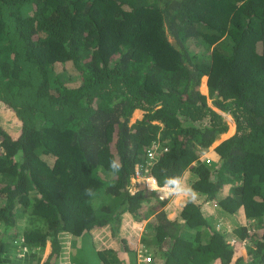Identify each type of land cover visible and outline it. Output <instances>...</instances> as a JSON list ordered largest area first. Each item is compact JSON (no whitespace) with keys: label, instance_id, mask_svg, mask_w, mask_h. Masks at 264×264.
<instances>
[{"label":"trees","instance_id":"obj_1","mask_svg":"<svg viewBox=\"0 0 264 264\" xmlns=\"http://www.w3.org/2000/svg\"><path fill=\"white\" fill-rule=\"evenodd\" d=\"M216 110L235 132L206 165L228 130ZM0 119L16 125H0V264H60L69 238L114 234L124 213L156 214L143 239L164 264H230L223 241L181 231L208 228L213 202L253 224V264H264V0H0ZM153 145L166 149L149 168L157 184L189 172L196 194L174 219L153 193L130 191Z\"/></svg>","mask_w":264,"mask_h":264},{"label":"crops","instance_id":"obj_2","mask_svg":"<svg viewBox=\"0 0 264 264\" xmlns=\"http://www.w3.org/2000/svg\"><path fill=\"white\" fill-rule=\"evenodd\" d=\"M213 155L215 156L214 153ZM217 158H214L213 160H217ZM189 177V172H187L180 179L182 185L186 188H190V184L187 183ZM140 181L142 182L135 181L134 183H142V189H145L150 194L153 193L154 188L149 180H147V182H143V180ZM227 193L228 192H226V194ZM223 195L225 194L224 190L222 189L221 196ZM149 197H151V195ZM188 197H191V194L172 195L169 200L159 201L161 204L160 205L158 203V205H160L159 209L165 210L168 219H174L182 210ZM216 207L217 205H215L214 202L210 204L207 203L203 207V214L207 222L208 220L210 221V223L208 222V228H205L203 230H192L182 227L181 231H183L182 233H184V236H186L185 238H187L188 240H194V237L196 236V234H198L200 236V239L204 240L205 242L208 241L210 237H213L215 242H225L226 238H235L237 240L244 241L246 239L247 233L249 232V229L247 227L248 222L244 218L243 214L240 213L237 217H225L221 215V219L223 222H220L219 217L217 218L220 213L219 210H217L218 208ZM155 215L156 214L152 213V215L148 216L147 219H145L142 223H139L133 217H131V215H129L128 213H124L120 218L119 226L116 229V233L114 234L112 227L105 226L90 230L81 238H75L74 240L69 238V240L67 241L68 247H65V253L62 257V262L60 264H66V262L74 264L73 260L79 254V249L77 250L76 248V240L84 239L86 237L88 239L87 242L90 244V246H86L81 251L86 250L87 252H93L97 255L99 252H101L102 254L104 253L108 257H116L119 260L118 264H140L138 256H140L139 252L142 248L140 240L142 238V235H144L143 228H149V225L151 227L152 223L155 227V223H157ZM218 236L220 238H217ZM45 248V252L47 253L48 246L46 245ZM147 252H155L156 254L155 247H151V250ZM155 254L153 253L152 256V264H164V262L162 260H159V257ZM256 257L257 253L255 249L251 246L245 245L233 251L230 264H234L235 261H238L241 264H253V261ZM222 258L225 257L218 256L212 264H225ZM97 264L102 263L100 260H98Z\"/></svg>","mask_w":264,"mask_h":264},{"label":"rangeland","instance_id":"obj_3","mask_svg":"<svg viewBox=\"0 0 264 264\" xmlns=\"http://www.w3.org/2000/svg\"><path fill=\"white\" fill-rule=\"evenodd\" d=\"M205 86H206V90H205ZM200 92L206 96V101H207V104L209 106H211V98H210V94L208 92V89H207V85H206V78H203L202 81H201V86H200ZM218 113H220L224 120L227 122L228 124V130L226 133L222 134L219 138L218 141H216L212 146L211 148H209L207 151H205V153L203 154L204 156H208L210 158H217L218 154H217V148L223 143L225 142L226 140H228L229 138H231L233 135H234V132H235V123L231 117L230 114H227V113H223V112H220L218 110H216ZM142 117V113L137 111L135 113H133L130 117V120H129V123H128V127H130L132 124H134L137 120L141 119ZM0 125L5 128V129H8L9 131L12 130L13 127H16V125L12 122V121H6V120H2L0 119ZM212 153L215 154V156L213 157L212 156ZM202 155V158L204 159L205 157ZM201 158V159H202ZM101 175H105L103 172L101 173ZM187 181V180H186ZM134 182V181H133ZM140 182V181H139ZM188 183V182H187ZM238 184V182H236ZM142 183H136V186H134L133 188L130 189V191L133 193L136 189H142ZM136 188V189H135ZM230 188V184H225L222 186V189L224 190V194L226 195V192L227 190ZM221 189V190H222ZM151 203H149L150 205ZM160 210V209H158ZM238 216V213L236 214V217ZM208 222L210 223V221L208 220ZM248 222V221H247ZM152 225L154 226V224L152 223ZM151 225V227L149 228H143L144 230V235H142V238L145 236V234H152V231L154 229V227ZM157 225V223H155V226ZM153 227V228H152ZM116 230V229H115ZM194 230V229H192ZM261 232L264 230V222L262 223V225L259 226V229L256 230V231H260ZM197 236V235H196ZM153 238V237H147L145 239L142 240V243L145 244V246L148 248V245H150V247H156V246H153L152 244V241H150V239ZM72 240H74L75 238H71ZM87 237L84 238V239H79V240H76V248L78 250V255L76 256V258L73 260L74 264H97L98 263V260L99 257H97L98 255L93 253V252H87L86 250H83L81 251L83 248H85L86 246H90V244L87 242ZM198 241L200 242H205L204 240H201L200 239V236H199V239ZM68 247V245H67ZM81 248V249H80ZM45 249L41 252V258H44L45 255L47 254L45 252ZM149 249V248H148ZM153 253L155 254V252H151L150 255L153 256ZM158 249H156V256L158 255ZM71 262V261H70ZM66 264H71V263H67Z\"/></svg>","mask_w":264,"mask_h":264},{"label":"clouds","instance_id":"obj_4","mask_svg":"<svg viewBox=\"0 0 264 264\" xmlns=\"http://www.w3.org/2000/svg\"><path fill=\"white\" fill-rule=\"evenodd\" d=\"M227 114H229V113H227ZM205 153V152H204ZM203 153V154H204ZM202 154V155H203ZM204 156V155H203ZM201 158H202V156H201ZM213 159V158H212ZM202 161H203V158L201 159ZM214 161H216V160H214ZM213 161V162H214ZM110 168L113 170V172H116V171H119V169H120V164L117 162V161H115V160H113V161H111L110 162ZM133 181H134V177H133ZM135 182V181H134ZM142 182V181H141ZM159 186V185H158ZM165 187L168 189V191L166 192V193H164V195L165 196H172V195H189V194H191V198L194 200L195 198H196V194H195V191L193 190V189H191V188H186V187H184L183 185H182V183H181V181L178 179V178H170V179H168L166 182H165ZM86 192H87V194L88 195H94V193H93V191L91 190V189H87L86 190ZM153 194H154V190H153ZM170 199V198H169ZM169 199H167V200H169ZM216 208H218V207H216ZM218 210V209H217ZM219 213H220V211H219ZM240 213H242L243 214V212L242 211H239L238 212V215L240 214ZM221 213H220V215H218L217 216V218L219 217V221L220 222H223L222 221V219H221ZM223 216V215H222ZM225 216V215H224ZM243 216H244V218H245V215L243 214ZM225 217H231V216H225ZM232 217H236V216H232ZM246 219V218H245ZM251 225V223L248 221V225H247V227H248V229H249V232H250V229H251V227H252V225H251V227L249 228V226ZM257 225V224H256ZM255 225V226H256ZM254 226V227H255ZM259 229V226H257L256 227V230H258ZM249 232L247 233V235L249 234ZM231 234V233H230ZM197 236H195L194 237V240H188V239H186V241H188V242H190V243H193V244H196V243H200V244H202V242H200V241H198V239H199V235L198 234H196ZM231 238H226L225 239V245H227L228 247H229V249H231L232 250V252L234 251V250H236V249H239V248H241V247H243V246H245V245H248V246H251L249 243H248V240H247V236H246V239L244 240V241H240V240H237V239H235V238H232L231 240H230ZM142 240H143V238H141V240H140V242H141V245H142V248H141V250H140V252H139V254L140 255H142V256H144V255H150V252H147L148 251V248L145 246V244H143L142 243ZM20 241H21V244L23 243V237H21L20 238ZM14 244V243H13ZM69 244V243H68ZM16 245V243L14 244V246ZM140 245V244H139ZM252 247V246H251ZM7 248H8V250H9V246H8V244H7ZM26 249L27 250V252L26 253H23V249ZM28 252H29V250H28V248L26 247V246H23L22 247V251L19 253V255L21 256V257H23V256H25L26 254H28ZM42 252V251H41ZM48 253V252H47ZM46 256V255H45ZM40 258H41V254H40ZM153 258V257H152ZM43 258H41V260H42ZM41 260H40V262H41Z\"/></svg>","mask_w":264,"mask_h":264},{"label":"built area","instance_id":"obj_5","mask_svg":"<svg viewBox=\"0 0 264 264\" xmlns=\"http://www.w3.org/2000/svg\"><path fill=\"white\" fill-rule=\"evenodd\" d=\"M166 149L164 148H160L158 145H153L152 148H150L149 150H147L146 155H145V166L143 165H137L135 168V172H134V181H140L143 180V182H147V180H149L151 182V184L153 185V190H154V197L158 200V201H166L167 199L170 198V196H165L164 193H166L168 191V189L165 187V185L163 186H158L156 180L151 177V175L149 174V168L151 165L154 164V162H156L159 157L161 156L162 152L165 151ZM205 158L203 159V162L206 165H210L214 160L208 156H204ZM146 180V181H144ZM141 182V181H140ZM147 186V185H146ZM27 250L24 248L23 249V253H26ZM139 259V263L140 264H152L153 263V258L151 255H140L138 256Z\"/></svg>","mask_w":264,"mask_h":264},{"label":"bare ground","instance_id":"obj_6","mask_svg":"<svg viewBox=\"0 0 264 264\" xmlns=\"http://www.w3.org/2000/svg\"><path fill=\"white\" fill-rule=\"evenodd\" d=\"M205 90H206V86H205Z\"/></svg>","mask_w":264,"mask_h":264}]
</instances>
